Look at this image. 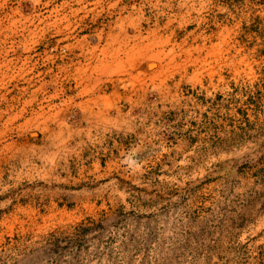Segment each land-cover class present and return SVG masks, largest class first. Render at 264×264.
I'll return each instance as SVG.
<instances>
[{
	"label": "rangeland",
	"instance_id": "1",
	"mask_svg": "<svg viewBox=\"0 0 264 264\" xmlns=\"http://www.w3.org/2000/svg\"><path fill=\"white\" fill-rule=\"evenodd\" d=\"M0 264H264V0H0Z\"/></svg>",
	"mask_w": 264,
	"mask_h": 264
}]
</instances>
